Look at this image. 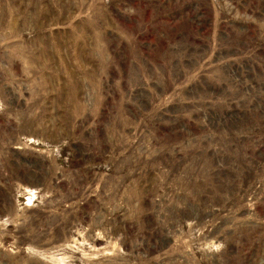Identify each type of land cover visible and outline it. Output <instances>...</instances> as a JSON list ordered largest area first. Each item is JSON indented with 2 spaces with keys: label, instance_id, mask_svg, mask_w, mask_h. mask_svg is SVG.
<instances>
[{
  "label": "rangeland",
  "instance_id": "rangeland-1",
  "mask_svg": "<svg viewBox=\"0 0 264 264\" xmlns=\"http://www.w3.org/2000/svg\"><path fill=\"white\" fill-rule=\"evenodd\" d=\"M0 264H264V0H0Z\"/></svg>",
  "mask_w": 264,
  "mask_h": 264
}]
</instances>
